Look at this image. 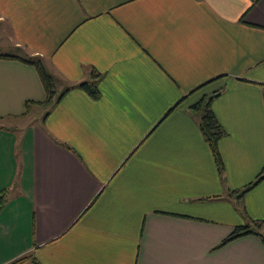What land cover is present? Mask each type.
Instances as JSON below:
<instances>
[{"label": "crops", "instance_id": "crops-1", "mask_svg": "<svg viewBox=\"0 0 264 264\" xmlns=\"http://www.w3.org/2000/svg\"><path fill=\"white\" fill-rule=\"evenodd\" d=\"M0 34L55 90L0 58V264H264L220 245L264 222V0H0Z\"/></svg>", "mask_w": 264, "mask_h": 264}, {"label": "trees", "instance_id": "trees-1", "mask_svg": "<svg viewBox=\"0 0 264 264\" xmlns=\"http://www.w3.org/2000/svg\"><path fill=\"white\" fill-rule=\"evenodd\" d=\"M0 58H11V59H16L22 63L31 65L34 67L36 70V73L42 83V86L44 88V91L46 93V98L44 103L49 104L53 96L55 94L54 90V82L52 77L46 73L44 70L41 62L37 58H32V57H24V58H18V57H9V56H0ZM97 80L98 76L91 74L90 80L88 82H81L79 83L76 87L83 91L88 97L91 99H97L98 98V90H97ZM219 91H216L213 94V97L217 96ZM63 95H59L58 97L55 98V101L59 100V98ZM210 98L207 100L203 101L201 100L198 102L196 105L192 107L193 111L199 112L200 118H199V123H198V129L200 132V135L203 139V141L206 143V145L209 148L211 157L213 159V162L217 168V170L220 172L222 170V165H221V160L217 151V142L218 140L223 136V132L221 131L220 127L218 126L215 118L213 117L211 111L209 110V102ZM26 106L28 105L27 103L25 104ZM264 179V170L257 175V177L254 179L253 182L249 183L246 185L242 190L241 194L242 195L244 192L249 190L251 187L256 185L259 181ZM3 203V199L0 197V206ZM260 229H264V222H255L251 221L249 225L247 226H239L235 227L232 232L226 236V238L220 243V245H225L226 243L237 239L239 237L245 236V235H254L257 236L261 239V241L264 243V238L261 236L258 231ZM23 259H18L11 264H18L22 261Z\"/></svg>", "mask_w": 264, "mask_h": 264}, {"label": "rangeland", "instance_id": "rangeland-1", "mask_svg": "<svg viewBox=\"0 0 264 264\" xmlns=\"http://www.w3.org/2000/svg\"><path fill=\"white\" fill-rule=\"evenodd\" d=\"M2 43H5V45H7L6 38L2 34H0V44L2 45ZM0 49H1L2 52H7L8 51L6 48H3V47H0ZM53 82H54V80H53ZM71 89H72V87H71ZM31 120L32 119L30 117H29V119L25 118L24 120L23 119H19L17 121V123L20 124V125H25V124L29 123ZM3 124L8 127V126H13L12 124H14V123L13 122H4ZM260 231L264 234V229L263 230L261 229Z\"/></svg>", "mask_w": 264, "mask_h": 264}]
</instances>
